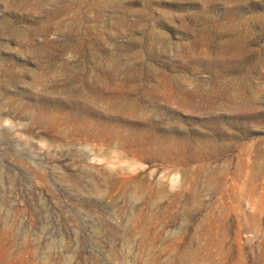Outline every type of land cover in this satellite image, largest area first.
Listing matches in <instances>:
<instances>
[{"label":"rangeland","instance_id":"obj_1","mask_svg":"<svg viewBox=\"0 0 264 264\" xmlns=\"http://www.w3.org/2000/svg\"><path fill=\"white\" fill-rule=\"evenodd\" d=\"M178 263L264 264V0H0V264Z\"/></svg>","mask_w":264,"mask_h":264},{"label":"bare ground","instance_id":"obj_2","mask_svg":"<svg viewBox=\"0 0 264 264\" xmlns=\"http://www.w3.org/2000/svg\"><path fill=\"white\" fill-rule=\"evenodd\" d=\"M4 250V249H3ZM6 256V255H5ZM178 264H180V263H178Z\"/></svg>","mask_w":264,"mask_h":264}]
</instances>
